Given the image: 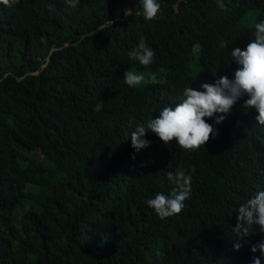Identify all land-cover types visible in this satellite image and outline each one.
<instances>
[{"label": "trees", "instance_id": "obj_1", "mask_svg": "<svg viewBox=\"0 0 264 264\" xmlns=\"http://www.w3.org/2000/svg\"><path fill=\"white\" fill-rule=\"evenodd\" d=\"M158 2L150 21L136 15L140 0L0 4V264H251L259 256L250 249L264 239L255 225L233 250L239 206L264 191V126L241 107L246 96L222 124L207 120L218 135L197 151L146 129L152 143L135 152L130 134L181 103L185 87L233 79L231 50L254 39L264 0ZM141 37L155 51L147 68L128 56ZM128 69L161 78L129 87ZM179 167L191 196L179 215L160 219L146 201L170 194L167 172Z\"/></svg>", "mask_w": 264, "mask_h": 264}, {"label": "clouds", "instance_id": "obj_2", "mask_svg": "<svg viewBox=\"0 0 264 264\" xmlns=\"http://www.w3.org/2000/svg\"><path fill=\"white\" fill-rule=\"evenodd\" d=\"M64 2L75 7L80 0H64ZM18 3L19 0H0V4L8 8H13ZM132 12L126 10L125 17ZM160 13L161 4L158 0H140V9L136 11V15L142 16L147 21L157 19ZM110 23L113 24V21L110 20ZM254 28V39L243 50L240 47L231 50V60L238 66L234 78L221 76L215 80V83H202L203 91L191 86L185 87L181 103L175 108L163 106L159 117L149 120L147 127L139 125L131 132V147L135 152L146 149L152 143L144 138L146 129L155 133L164 145L175 142L185 151L199 150L209 142L210 137L215 138L218 135V129L207 120L212 119L215 125L222 124L232 108L245 96L247 99L241 107L247 110L255 109L258 113L255 117L256 121L264 126V20L256 23ZM128 56L147 68L154 62L155 51L146 44L145 38L141 37ZM123 79L129 87L145 83L143 73L138 74L129 69L125 71ZM150 80L152 83H158L155 74L150 75ZM167 177L176 186L170 194L159 192L154 198L146 201L160 219L179 215L192 191L191 176L183 167L177 168L175 172H167ZM253 225L260 233H264V191H258L246 203L239 206L237 223L233 231L240 238L233 245L234 251L241 249L243 246L241 241L249 235V228ZM250 249L252 253L259 252V256H253L251 264H262L264 239L250 244Z\"/></svg>", "mask_w": 264, "mask_h": 264}, {"label": "rangeland", "instance_id": "obj_3", "mask_svg": "<svg viewBox=\"0 0 264 264\" xmlns=\"http://www.w3.org/2000/svg\"><path fill=\"white\" fill-rule=\"evenodd\" d=\"M133 71L137 72L136 70H133ZM137 73L138 74L143 73L145 75V83L149 81L150 75L152 74L151 71H149V72H137ZM155 76L157 77V79L161 78V76H158L156 74H155Z\"/></svg>", "mask_w": 264, "mask_h": 264}]
</instances>
